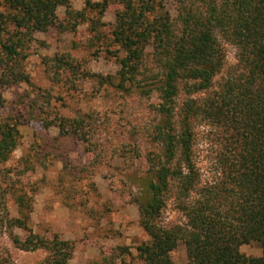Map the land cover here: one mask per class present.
<instances>
[{"label": "trees", "instance_id": "trees-1", "mask_svg": "<svg viewBox=\"0 0 264 264\" xmlns=\"http://www.w3.org/2000/svg\"><path fill=\"white\" fill-rule=\"evenodd\" d=\"M110 5L118 10L103 33L102 17ZM3 8L2 84L29 83L23 61L25 50L39 45L35 34L59 25L73 32L86 24L92 45L118 47V69L108 85L141 99L156 95L157 102L149 104L148 130L154 148L144 155L146 167L134 180L139 225L149 238L136 248L142 264H173L178 244L187 264H264V0H84L80 11L72 10L69 0H4ZM228 47L234 51L232 65L226 61ZM49 63L59 77L58 70L70 77L79 68L57 58ZM3 103L0 93V110ZM84 123L63 116L43 121L45 127L56 125L62 136L85 137L79 134ZM200 127L215 138L209 177L195 160ZM20 135L21 126L0 117V240L5 237L22 252L44 251L39 264H69L73 244L32 232L33 196L17 187L12 169L3 168ZM9 196L16 217L10 216ZM168 205L180 222L163 221ZM249 244L261 255L242 254L240 247ZM0 264H15L1 244Z\"/></svg>", "mask_w": 264, "mask_h": 264}, {"label": "rangeland", "instance_id": "rangeland-1", "mask_svg": "<svg viewBox=\"0 0 264 264\" xmlns=\"http://www.w3.org/2000/svg\"><path fill=\"white\" fill-rule=\"evenodd\" d=\"M0 0V11H4ZM70 8L80 11L84 0H69ZM171 15L174 10L169 5ZM116 5H110L102 17L104 28L113 24ZM63 25L65 9H57ZM37 33L25 50L23 71L29 83H1L4 100L0 117L21 126L18 147L3 168L12 169L17 187L33 196L29 227L45 239L53 235L73 244L69 264H142L136 248L149 238L139 225L138 207L133 197L139 188L134 183L146 163L144 155L154 147L148 137L153 120L149 104L157 102L136 95H126L108 85L118 69L115 55L118 47L106 49L92 45L88 25L73 32L60 28ZM121 56V53H118ZM77 64V74L67 76L63 70L53 73L50 59ZM226 61L234 63V51L227 48ZM79 64V66H78ZM50 74H52L50 77ZM58 116L85 121L84 136H62L56 125L45 127L43 121ZM214 134L206 127L196 132L195 160L203 176L211 175V161L216 151ZM11 217L17 216L13 199L7 198ZM165 223L180 222L171 205L165 209ZM20 237L23 233L15 230ZM1 246L15 264H39L42 250L22 252L7 241ZM240 252L258 257L256 244L243 245ZM173 264H187L182 244L171 253Z\"/></svg>", "mask_w": 264, "mask_h": 264}]
</instances>
